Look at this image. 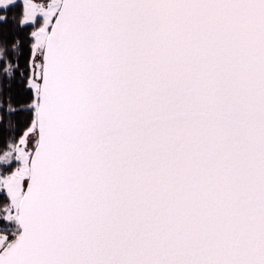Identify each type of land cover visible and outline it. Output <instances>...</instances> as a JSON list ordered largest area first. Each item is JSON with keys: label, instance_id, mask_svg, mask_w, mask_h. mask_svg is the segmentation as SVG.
Returning a JSON list of instances; mask_svg holds the SVG:
<instances>
[{"label": "water", "instance_id": "water-1", "mask_svg": "<svg viewBox=\"0 0 264 264\" xmlns=\"http://www.w3.org/2000/svg\"><path fill=\"white\" fill-rule=\"evenodd\" d=\"M56 4L0 264H264V0Z\"/></svg>", "mask_w": 264, "mask_h": 264}, {"label": "trees", "instance_id": "trees-1", "mask_svg": "<svg viewBox=\"0 0 264 264\" xmlns=\"http://www.w3.org/2000/svg\"><path fill=\"white\" fill-rule=\"evenodd\" d=\"M20 5L6 9L0 23V43L6 57L0 58V153L21 140L36 122L38 91L30 85L32 24L21 25Z\"/></svg>", "mask_w": 264, "mask_h": 264}, {"label": "rangeland", "instance_id": "rangeland-1", "mask_svg": "<svg viewBox=\"0 0 264 264\" xmlns=\"http://www.w3.org/2000/svg\"><path fill=\"white\" fill-rule=\"evenodd\" d=\"M19 0H0V23L6 21V9L16 5ZM20 24L34 25L30 35L32 37V58L30 61V85H38L35 78V60L38 58L36 49L43 47L49 29V23H34L31 20L26 5H23ZM1 42V41H0ZM6 57V47L0 43V58ZM35 124L26 131L21 140L0 153V250L19 232L17 224V209L20 194L26 184L29 172V156L36 143Z\"/></svg>", "mask_w": 264, "mask_h": 264}, {"label": "flooded vegetation", "instance_id": "flooded-vegetation-1", "mask_svg": "<svg viewBox=\"0 0 264 264\" xmlns=\"http://www.w3.org/2000/svg\"><path fill=\"white\" fill-rule=\"evenodd\" d=\"M57 1L58 0H19V2L16 3V5H20L22 9H24L23 5H26V9L29 13L31 20H33V24L35 22L36 23L46 22L49 23V28H50L52 20L60 7L59 4H56ZM43 47L41 48L38 47L36 49L38 58L35 60V72L37 71V69L41 68L40 65L42 63Z\"/></svg>", "mask_w": 264, "mask_h": 264}]
</instances>
